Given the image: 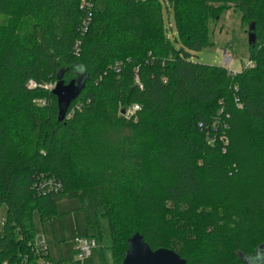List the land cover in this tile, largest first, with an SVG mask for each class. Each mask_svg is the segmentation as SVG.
Listing matches in <instances>:
<instances>
[{"label":"trees","instance_id":"trees-1","mask_svg":"<svg viewBox=\"0 0 264 264\" xmlns=\"http://www.w3.org/2000/svg\"><path fill=\"white\" fill-rule=\"evenodd\" d=\"M91 1L83 33L80 0H0V264H65L36 245L33 215L74 197L87 237L105 221L113 264L136 233L187 264H264V0H168L179 47L160 0ZM231 8L258 39L236 74L193 60ZM74 80L61 122L43 86Z\"/></svg>","mask_w":264,"mask_h":264},{"label":"rangeland","instance_id":"rangeland-1","mask_svg":"<svg viewBox=\"0 0 264 264\" xmlns=\"http://www.w3.org/2000/svg\"><path fill=\"white\" fill-rule=\"evenodd\" d=\"M160 1L164 7L165 29H167L170 37L169 40L176 47H179L181 45L180 42L175 40L177 37L175 20L172 14H168V11L169 13L171 11L167 8L169 2L168 0ZM220 15L215 21L209 23L211 27L210 41L212 43L201 51L194 52L193 60L207 65L222 67V65L225 66L226 57L231 55L230 64L225 66L228 71L236 74L243 69L251 68L255 64L249 54L252 43H249L248 37L252 21L244 20L240 12L234 8L223 10ZM42 101L44 99L40 100L41 104ZM43 104H46V102H43ZM70 117V114L66 115V119ZM81 206L76 197L72 199L61 198L58 200L56 218L51 222H45L44 225H42L38 215L35 213L33 217L36 225L35 232H37L36 243L39 237L46 236V245L49 247L50 258L55 262L65 261L66 264H113V257H111L109 248L111 245L110 230L106 226L105 221L101 225L102 239L98 237L95 240L97 245L93 248L92 254L84 261H79L76 258L78 254L75 248L76 238H86L87 232L93 233L91 229H87L86 216ZM6 213V206L2 205L0 207V219H4ZM2 228L3 226L0 225V234Z\"/></svg>","mask_w":264,"mask_h":264},{"label":"water","instance_id":"water-1","mask_svg":"<svg viewBox=\"0 0 264 264\" xmlns=\"http://www.w3.org/2000/svg\"><path fill=\"white\" fill-rule=\"evenodd\" d=\"M254 30L255 25L252 22L250 24L248 37L249 43H256L257 41ZM82 86L83 82H81V80L71 81L68 85L57 82V85H55L53 92L58 97V119L61 122L66 120V114H68L71 104L70 102L77 99L82 90ZM123 112L125 111L123 110ZM143 238L141 234L136 233L127 240L128 250L124 255L125 259L122 264H187V261L178 255L174 249L171 250L160 247L157 250H152Z\"/></svg>","mask_w":264,"mask_h":264},{"label":"built area","instance_id":"built-area-1","mask_svg":"<svg viewBox=\"0 0 264 264\" xmlns=\"http://www.w3.org/2000/svg\"><path fill=\"white\" fill-rule=\"evenodd\" d=\"M81 3V7L84 8L85 14L83 16V20H82V24L81 27L79 28L80 32L86 33L87 28H89V24L91 22V14H92V9H93V3L91 0H80ZM77 49V46H76ZM79 51V49H77V52ZM225 66H228L232 60L231 55L227 56L225 59ZM252 62V61H251ZM252 64V63H251ZM251 66V65H250ZM55 85H57V82H53V83H49L43 86L44 89L46 90H53ZM35 83L31 82V86L30 87H34ZM44 101H42L43 104ZM139 109V106H134L133 108H129L127 110H125L124 114L126 116H131L135 111H137ZM72 112H69V114L71 115ZM67 114V115H69ZM60 182L59 181H53V180H47V179H43L42 181H40V184L38 185V189L43 190V189H48L50 191H55L57 192L59 187H60ZM5 224V219H0V225L4 226ZM96 239L92 238L91 236H88L86 238H79L77 237L75 240V248L78 252L76 258L79 259V261H84L85 259H88V257L92 254L93 252V248L96 247L97 243L95 241ZM46 236H41L38 241H37V246L39 247V249L44 250V253H47V249H48V245H46ZM44 264H52L50 261L46 260V262H44ZM66 264V263H65Z\"/></svg>","mask_w":264,"mask_h":264}]
</instances>
